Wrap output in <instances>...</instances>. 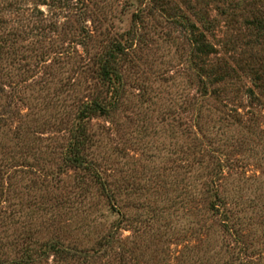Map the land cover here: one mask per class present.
<instances>
[{"label": "rangeland", "instance_id": "obj_1", "mask_svg": "<svg viewBox=\"0 0 264 264\" xmlns=\"http://www.w3.org/2000/svg\"><path fill=\"white\" fill-rule=\"evenodd\" d=\"M256 17L264 0H0V262L264 264ZM83 139L97 173L68 160ZM217 184L239 245L209 208ZM109 234L90 261L45 252L60 239L92 254Z\"/></svg>", "mask_w": 264, "mask_h": 264}, {"label": "trees", "instance_id": "obj_2", "mask_svg": "<svg viewBox=\"0 0 264 264\" xmlns=\"http://www.w3.org/2000/svg\"><path fill=\"white\" fill-rule=\"evenodd\" d=\"M255 23H256V26L258 25L264 28V18L256 17ZM195 39L196 41L199 40L198 37ZM197 48H198V51L204 56H209L215 51L214 46L205 40H202L201 42H199ZM110 74L111 73H109L107 65H104V75L109 76ZM101 102L102 101H98L97 99L92 100L90 103L86 104L85 112L89 113V115L96 114L98 113V111L102 113L105 112L106 106L103 102L102 103ZM77 141L78 143L74 147L75 150L73 151L72 156H70L68 160L74 165L80 167L81 169L92 170L95 173H97L96 169L93 167L92 161L89 160L87 158V155H85L82 151V149L84 148L86 144L85 140L83 139V141H79V140ZM221 163H222L221 160H219L217 164V169H219L218 170L219 172L216 173L217 178L221 177L223 174L222 173L223 165ZM213 187L214 189H213V192H211V195L214 196V198H212V200L210 201L209 208L213 211V213L217 215H221L223 217L222 222H223V227H225V231L233 234L236 240V244L239 245L242 242L240 238L238 237L240 235V230L235 228V224L239 225L240 223H242V219L240 218V216H234L229 208V206L235 204V202H233V199H231L232 197L228 190L224 189L219 184ZM105 196L108 199V202L110 203L111 214L116 215L115 219L111 222L112 227L113 226L116 227L117 229L116 231H118L120 230L122 223L125 220V217H126L125 212H123V210L121 209V206L118 205L117 200L115 199L113 194L111 196L109 194H106ZM99 240H100L99 241L100 247L99 249L95 250L92 254L88 252L86 254H83L82 249L75 248V246L71 244H66L64 241L60 239L49 240L46 243L45 252H52L56 256L76 255V254L79 255L80 254V255H85L86 259L91 260V258L95 256L94 254H97L99 250L103 248H106L105 250H107L111 243H115L117 241V237L114 238L113 234H109L108 237L105 236ZM241 250L247 251V246H242ZM246 255H247V252H246ZM236 262H238L239 264H259V262L257 263L253 262L240 255L238 256V258L231 257L227 259L225 264H234ZM0 264H4V263L0 262Z\"/></svg>", "mask_w": 264, "mask_h": 264}]
</instances>
